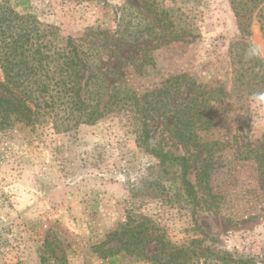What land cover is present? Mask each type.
I'll return each instance as SVG.
<instances>
[{"label": "rangeland", "instance_id": "rangeland-1", "mask_svg": "<svg viewBox=\"0 0 264 264\" xmlns=\"http://www.w3.org/2000/svg\"><path fill=\"white\" fill-rule=\"evenodd\" d=\"M9 1L18 12L34 15L83 48L98 42L101 52L90 65L103 73L109 93L114 87L143 104L172 77L187 82L172 90L178 102L192 86L224 93L212 101L213 127L199 132L202 142H213V169L211 194L198 192L195 206L177 194L178 183L157 175L158 161L137 147L133 130L138 121L126 112L66 132H54L50 121L0 132V264H38L44 240L57 244L62 264H110L94 246L130 217L147 221L177 246L205 235L202 246L212 255L199 256V264H264V192L256 162L246 151L264 145V96L251 97L248 113L239 116L235 101L225 95L231 83L229 45L239 35L229 0H148L149 7L143 0ZM162 10L187 32L181 39L129 41L121 35L126 19L131 36L137 37L148 20L163 29L152 14ZM124 14L129 15L120 26ZM255 14L246 40L264 58ZM0 96L7 94L0 89ZM238 120H248V127ZM170 121L149 119L150 140L164 152L186 156L188 179L195 183L205 153L178 142ZM163 186H168L167 194ZM145 252L152 256L154 244H146ZM116 256V264H151L120 252Z\"/></svg>", "mask_w": 264, "mask_h": 264}, {"label": "trees", "instance_id": "trees-1", "mask_svg": "<svg viewBox=\"0 0 264 264\" xmlns=\"http://www.w3.org/2000/svg\"><path fill=\"white\" fill-rule=\"evenodd\" d=\"M26 2L24 0L23 4ZM229 2L239 35L229 45L231 83L225 95L235 101L241 116L248 113L251 97L264 96V58H249L247 52L252 46L246 40L254 12L264 36V13L261 11L264 0ZM143 5L149 7L153 4L148 5V0H143ZM152 14L163 29L148 20L143 31L137 32V37L131 36L127 25L129 20L126 19L127 24L123 22L129 14H124L119 23L120 26L124 23L121 35L129 41H138L163 36L179 40L187 34L181 27H175L171 18L173 14L168 15L163 10ZM90 44L83 48L71 38L60 36L55 27L42 24L34 15L18 12L9 0H0V89L7 94L6 97L0 96V132L15 125L35 128L48 121L54 132H66L80 125H93L112 112H126L130 119L138 121L133 130L137 147L158 161L157 175L170 184L178 183L177 194H181L187 204L198 205L201 199L198 192L211 194L213 169V142H202L199 132H207L213 127L212 101L220 99L218 95L224 90L219 88L215 92L192 86L186 98L178 102L172 90L182 88L181 83L187 85V82L182 77H172L167 80L168 86L157 90L150 100L140 104L132 93L121 95L114 87L109 93V84L103 73L90 65L101 52V47L98 42ZM155 116L170 118L172 136L178 142L205 153L197 168L195 183L188 179L191 166L186 156L164 152L150 140L148 122ZM238 121L243 128L248 127V120ZM246 151L247 156L256 162L259 189L264 192V145L249 147ZM168 190V186H163V192L167 194ZM205 237H194L187 244L177 246L147 221L130 217L120 229L107 233L104 241L96 244L94 249L103 259L108 256L110 264H116L119 252L121 256L141 257L151 264H194V257L197 258L195 264H199V256L212 255L208 246H202ZM109 243L114 244L106 246ZM148 243L155 246L152 256L145 252ZM56 247L54 241L44 240L38 264H62ZM225 258L229 262L235 261L228 255ZM237 262L250 264L249 260Z\"/></svg>", "mask_w": 264, "mask_h": 264}, {"label": "clouds", "instance_id": "clouds-1", "mask_svg": "<svg viewBox=\"0 0 264 264\" xmlns=\"http://www.w3.org/2000/svg\"><path fill=\"white\" fill-rule=\"evenodd\" d=\"M260 52H261V50H260V48H259L258 46H253V47H251V48L248 50V52H247V56H248L249 58H251V57H255V56H259V55H260Z\"/></svg>", "mask_w": 264, "mask_h": 264}]
</instances>
